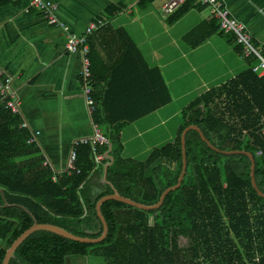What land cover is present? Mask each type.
Returning <instances> with one entry per match:
<instances>
[{"label":"trees","instance_id":"trees-1","mask_svg":"<svg viewBox=\"0 0 264 264\" xmlns=\"http://www.w3.org/2000/svg\"><path fill=\"white\" fill-rule=\"evenodd\" d=\"M191 1L172 15L174 21L193 7ZM227 37L233 44L234 39ZM247 61V72L185 108L175 142L154 150L145 162L123 159L120 134L147 112L110 121L98 110L95 122L113 127L109 148L99 152L96 147V155L110 149V160L96 165L92 149L81 146L76 160L79 174L56 175L44 166L45 158L31 160L40 150L29 145L28 129L20 128L23 119L0 106V264L18 237L37 223L99 239L103 224L96 206L107 196L118 193L145 206L155 205L178 184L183 169L181 137L190 125L198 126L219 151L253 154L256 183L264 192L260 133L264 79L252 71L256 61ZM186 155L182 185L159 209L144 212L106 202L102 215L109 233L103 243L80 244L38 231L10 264H71L89 257L105 264H264V197L252 185L249 157L217 153L195 131L186 137Z\"/></svg>","mask_w":264,"mask_h":264},{"label":"crops","instance_id":"crops-1","mask_svg":"<svg viewBox=\"0 0 264 264\" xmlns=\"http://www.w3.org/2000/svg\"><path fill=\"white\" fill-rule=\"evenodd\" d=\"M34 1L0 0V72L21 102V113L12 114L23 119L20 128L28 129L29 141L36 139L31 146L40 150L31 160L45 158L56 175L67 173L75 141L98 132L107 141L98 151L109 148L113 126L95 122L98 110L110 121L147 112L120 134L123 159L145 162L175 142L181 112L194 100L249 70L235 38L223 34L213 9L197 0L175 21L177 11L164 12L170 0H44L58 7L55 15L66 29L50 25ZM222 1L264 53V0ZM99 21L104 26L87 36L93 98H99L90 112L81 54L67 45L70 35L86 36ZM110 151L99 153L103 160L96 165L110 160Z\"/></svg>","mask_w":264,"mask_h":264},{"label":"built area","instance_id":"built-area-1","mask_svg":"<svg viewBox=\"0 0 264 264\" xmlns=\"http://www.w3.org/2000/svg\"><path fill=\"white\" fill-rule=\"evenodd\" d=\"M197 2L203 6H210L213 9L214 16L218 20L220 31L223 34L231 35L235 38L236 47L242 49V57L246 60L254 59L256 61V64L252 68L253 73L259 78L264 79V53L254 45L251 36L247 32L246 26L240 23L239 20L230 16V13L222 0H197ZM185 3L186 0H170L164 6V12L166 15L173 14ZM34 6L49 21L50 25L66 29V25L55 15L58 9L55 4L44 0H35ZM101 26H104L102 21L101 23L99 21V23L91 25L87 29L86 36L79 37L70 35V41L67 45L68 50L71 53L81 54V78L84 83V98L90 112L95 111L96 103L93 98L95 80L92 73L91 60L89 58L90 48L87 36L91 35ZM1 76L2 72H0V106H4L11 113L18 115L21 113V102L19 97L16 92L10 91V78L2 80ZM261 133L264 135V117L261 119ZM39 136L40 133H37L36 137ZM35 141L36 139L32 138L29 141V144L32 145ZM106 144L107 141L98 132H96L94 137L75 141L67 166V173L69 175L74 172L79 174L76 167L77 150L79 147L89 146L92 149L94 160L97 164L103 160V157L96 155V147L98 145Z\"/></svg>","mask_w":264,"mask_h":264},{"label":"water","instance_id":"water-1","mask_svg":"<svg viewBox=\"0 0 264 264\" xmlns=\"http://www.w3.org/2000/svg\"><path fill=\"white\" fill-rule=\"evenodd\" d=\"M191 131L197 132L200 135V137L202 138L203 142H205L213 151H215L217 153H222V154H226V155L243 154V155L248 156L250 161H251L252 185H253L254 189L259 193V195L264 197V192L259 190L257 183H256V178H255L256 165H255V158H254L253 154L246 152V151H219L218 149L213 147L208 142V140L205 138L204 134L202 133L201 129L198 126L190 125L189 127H187L185 129V131L183 132L182 137H181L183 169H182V173L179 177L178 184L175 187H172V188L166 190L162 194L160 200L155 205L145 206V205L136 203V202L132 201L131 199L124 198V197L120 196L118 193H115L114 195H111V196H107V197L101 199L96 206V213H97L98 217L100 218V220L103 224V233L99 237V239L93 240V239H89V237L78 236V235H75V234L69 232L68 230H66L62 227L56 226V225L37 223L34 226H32L30 229L25 231L23 234H21L18 237V239L12 244V246L9 248V250L6 253L2 264H10L11 261L14 259L19 248L21 246H23L30 239V237L38 231L50 232V233H53V234L58 235L60 237H63V239H65V240L72 241L75 243H80V244L98 245V244L103 243L106 240V237L108 236V233H109L108 224L105 220V217L102 215V207L106 202H109V201L118 202V203L127 205L129 207H132V208H135L137 210L144 211V212L159 209L163 205L168 194L172 191H176L177 189H179L181 187L182 182L186 176V172H187L186 137H187L188 133H190Z\"/></svg>","mask_w":264,"mask_h":264},{"label":"rangeland","instance_id":"rangeland-1","mask_svg":"<svg viewBox=\"0 0 264 264\" xmlns=\"http://www.w3.org/2000/svg\"><path fill=\"white\" fill-rule=\"evenodd\" d=\"M181 122H182V119H181ZM177 129V128H176ZM144 142L140 141V144H138V148L140 147L141 149L144 148ZM144 159V157H143ZM139 160H142V159H139ZM152 217L150 218L151 220V223H152ZM71 264H105L104 260L101 259V258H96V257H89L87 259H80V260H77L75 262H72Z\"/></svg>","mask_w":264,"mask_h":264}]
</instances>
